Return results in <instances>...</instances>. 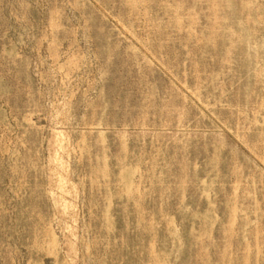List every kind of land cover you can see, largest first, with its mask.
<instances>
[{"label":"rangeland","instance_id":"1","mask_svg":"<svg viewBox=\"0 0 264 264\" xmlns=\"http://www.w3.org/2000/svg\"><path fill=\"white\" fill-rule=\"evenodd\" d=\"M0 264H264V0H0Z\"/></svg>","mask_w":264,"mask_h":264}]
</instances>
